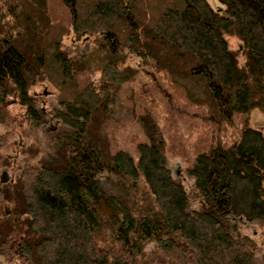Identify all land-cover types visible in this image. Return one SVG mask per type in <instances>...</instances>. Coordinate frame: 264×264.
<instances>
[{"label": "trees", "instance_id": "trees-1", "mask_svg": "<svg viewBox=\"0 0 264 264\" xmlns=\"http://www.w3.org/2000/svg\"><path fill=\"white\" fill-rule=\"evenodd\" d=\"M217 1L1 0L0 169L14 160L10 104L29 126L58 122L51 151L29 143L0 176V264H257L229 216L264 221V132L247 122L264 111V0ZM38 81L56 89L45 109ZM133 82L128 147L111 107ZM176 121L210 135L186 160L197 207L168 166L187 158Z\"/></svg>", "mask_w": 264, "mask_h": 264}, {"label": "rangeland", "instance_id": "rangeland-1", "mask_svg": "<svg viewBox=\"0 0 264 264\" xmlns=\"http://www.w3.org/2000/svg\"><path fill=\"white\" fill-rule=\"evenodd\" d=\"M212 7H215L219 4L217 0H207ZM55 18H60V16L64 13V6L56 5L55 7ZM227 43L229 48L234 50H239L240 48V41L235 37L226 36ZM70 43V41H67ZM238 61L241 63L242 57H238ZM130 62L138 63L137 58L132 57L130 58ZM146 74V73H145ZM95 76L97 74H94ZM137 88V83L133 82L132 86H126L124 90L115 98V102L112 105L111 113L115 119L119 121L120 126V136L122 141L130 147V140L125 137V128L129 130V128L134 132L138 127V121H136V117L134 114L137 112L138 109V100L135 96V90ZM31 93L36 95H42L43 98H40L39 104H41L42 108H47L46 97L48 94L55 93L56 89L47 81H38L32 84L29 90ZM127 94H131L132 98L129 99ZM9 112L16 117L17 125L13 128L14 133L10 136V141L12 144L8 148H4L3 152L8 156H13L12 158V165L2 167L0 169V176L5 178L12 173L17 172L18 167L21 165L22 160V153L21 148L27 146L29 143H33L37 145L40 149L39 153L49 152L52 149V140L50 137V130L54 129L57 125V119H50L46 124L41 126H29L21 116L22 107L17 104H10L9 105ZM125 119V120H124ZM126 122L125 124L122 121ZM160 124L165 127V131L171 132L172 127L167 124V122L163 121L162 117ZM163 121V122H161ZM248 124L256 129H260L264 132V111H260L258 109H253L249 112L248 116ZM178 126V134L177 139L184 143L186 149V159H183L178 154H172L169 156L168 159V166L171 170V174L173 177L179 179L182 184L184 185L185 189L190 192V203L192 207H197L200 203V197L194 194V187H193V178L187 174L186 171V160H189L193 157L194 153L197 149H199L200 144H205L210 135H202L196 128L189 129L186 128L187 124L184 122L176 121ZM241 120L235 119L234 122L228 127V130L225 134L221 135V139H225L227 141L226 144L231 143L238 135H235L234 132L240 126ZM123 124V126H122ZM8 128L5 127L0 123V133L5 131ZM132 132V133H133ZM234 136V137H233ZM232 137V138H231ZM166 139L169 141V135H166ZM25 154V153H24ZM37 158V156L35 157ZM30 161L33 158H29ZM264 184V180H263ZM229 220L236 221L238 229L241 233L248 234L255 238L258 243V248L255 251L257 256V264H264V221L259 223H253L244 219H237L234 216H229ZM152 243L146 245L147 249H151ZM1 259V257H0Z\"/></svg>", "mask_w": 264, "mask_h": 264}, {"label": "water", "instance_id": "water-1", "mask_svg": "<svg viewBox=\"0 0 264 264\" xmlns=\"http://www.w3.org/2000/svg\"><path fill=\"white\" fill-rule=\"evenodd\" d=\"M220 8H218V10H219Z\"/></svg>", "mask_w": 264, "mask_h": 264}, {"label": "flooded vegetation", "instance_id": "flooded-vegetation-1", "mask_svg": "<svg viewBox=\"0 0 264 264\" xmlns=\"http://www.w3.org/2000/svg\"><path fill=\"white\" fill-rule=\"evenodd\" d=\"M0 2H1V0H0Z\"/></svg>", "mask_w": 264, "mask_h": 264}]
</instances>
